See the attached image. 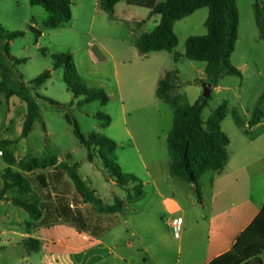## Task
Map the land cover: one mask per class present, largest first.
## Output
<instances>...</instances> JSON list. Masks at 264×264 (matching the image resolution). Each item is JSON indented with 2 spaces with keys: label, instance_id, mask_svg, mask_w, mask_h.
Masks as SVG:
<instances>
[{
  "label": "rangeland",
  "instance_id": "374dc122",
  "mask_svg": "<svg viewBox=\"0 0 264 264\" xmlns=\"http://www.w3.org/2000/svg\"><path fill=\"white\" fill-rule=\"evenodd\" d=\"M255 5L264 11V0H236L239 34L230 62L242 72V78L222 73L216 82L219 88L213 91L211 84L210 96L204 99L203 84L209 83L204 73L205 64L184 57L174 62L173 54H184L189 37L207 34L206 8L174 24L178 45L173 51L151 53L142 59L134 43L140 35L152 31L160 17L149 18L148 10L129 6L126 0L118 1L112 17L99 9L98 0H74L71 21L55 29L44 27L50 14L42 7L31 6L28 0H0V82L4 80L10 89L25 88L32 97L42 98L38 101L40 120L34 123L28 138L21 139L26 105L16 96L6 98L0 94V144L10 143L7 151L13 158V164L9 165L0 149V174L9 169L30 184L28 191L13 188L9 193L16 198L30 199L38 185V176L54 183L65 176L66 181L59 189L67 192L75 205L77 192L61 166L77 164L80 171L77 169L76 173L86 179L83 181L87 190L95 191L103 204L112 205L118 187L108 178L97 149L93 151V161H88L87 149L79 143L74 126L66 122L65 115L69 114L85 138L102 135L115 142L117 148L112 161L122 173L142 180L145 176L139 157L148 165L151 160L161 163L169 160L164 137L173 127V111L155 96L158 82L166 72L178 73L179 86L173 95L179 98V106L191 105L198 99L205 101L202 113L205 123L223 107L225 118L220 122V131L228 137L233 130H243L234 124L232 109H236L244 121L254 109L264 107V98H260L264 93V41L259 38ZM142 21L145 24H137ZM12 32H24V35L14 40L4 36ZM60 53L72 56L79 77L76 83L103 90L109 97L106 104L94 102L76 106L83 97H73L63 69H52L51 56ZM44 71H51L50 79L39 88H33L30 82ZM47 99L57 105H51ZM121 105L126 111L124 114ZM98 114L110 117V124L104 125L96 117ZM52 158H55L54 166L29 173L23 172L20 166L21 162L32 159L49 161ZM181 204L186 208L184 198ZM83 210L88 223L98 224L91 204ZM177 218L182 225L190 223L191 212L185 209L184 214H166L156 220L163 235L173 241L176 238L168 222ZM16 258L11 253L0 252V264H16ZM260 258L264 261V255Z\"/></svg>",
  "mask_w": 264,
  "mask_h": 264
},
{
  "label": "crops",
  "instance_id": "0c3cea01",
  "mask_svg": "<svg viewBox=\"0 0 264 264\" xmlns=\"http://www.w3.org/2000/svg\"><path fill=\"white\" fill-rule=\"evenodd\" d=\"M121 109L124 114L123 105ZM260 110L264 113V107ZM249 119L244 120L243 130L228 136L224 168L200 178L199 200L194 197V185L169 174L170 158L162 163L151 160L149 166L139 157L145 177H135L142 184V199L126 202L119 213L95 211L98 224L87 222L83 209L89 203L78 193L74 205L70 195L59 189L65 176L57 184L45 178L43 187L36 185L30 199L38 201V221L12 202L16 197L9 191L0 201V252L15 255L16 264H209L232 249L264 203V119L248 128ZM0 181L1 190V174ZM118 189L114 199L125 201L124 191ZM185 209L191 212V222L181 224L175 241L166 238L156 220L166 214H184ZM27 239L40 241L39 251L29 253Z\"/></svg>",
  "mask_w": 264,
  "mask_h": 264
},
{
  "label": "trees",
  "instance_id": "16d2710c",
  "mask_svg": "<svg viewBox=\"0 0 264 264\" xmlns=\"http://www.w3.org/2000/svg\"><path fill=\"white\" fill-rule=\"evenodd\" d=\"M31 6L42 7L50 14L44 22V27L55 29L69 23L72 19L71 7L74 0H28ZM119 0H98V7L107 16L114 15V8ZM129 6L144 8L149 11V16H159V24L149 33L140 35L134 45L138 55L145 57L151 53L173 51L178 45V38L174 33V24L183 20L196 11L206 8L208 17L205 21L207 34L205 36H192L186 40L184 55L173 54V61L178 62L182 57L192 62L204 63V73L213 87H216L218 77L225 73L229 76L242 78L240 70L231 62V56L235 51V45L239 34V12L236 0H126ZM255 22L259 30V38L264 41V11L259 5H255ZM145 22H141L140 24ZM0 33L1 29H0ZM24 32H12L4 34L9 40L22 37ZM8 53V49H6ZM52 58V69H63L68 89L75 99L83 97L76 106L82 107L94 102L106 104L108 95L101 89L88 88L77 84L79 79L72 56L67 54H55ZM22 62V61H17ZM177 71L166 72L158 82L155 92L156 98L167 104L173 111V127L166 137L167 151L170 158L168 165L169 174L183 183L194 185L195 195L200 199L199 180L206 173L220 172L228 161L227 146L228 137L220 131V122L225 118V109L219 108L205 123L202 113L205 101L198 99L191 105L179 106V98L173 95L179 84ZM51 77V71H44L35 78L30 85L39 88ZM178 81V83H177ZM179 86V85H178ZM0 94L6 98L18 97L26 105V115L23 121L21 139L28 138L35 122L40 120V97L34 98L25 88L13 90L0 82ZM264 98V93L260 97ZM51 105H57L52 100H46ZM72 105V104H70ZM232 119L238 128H243L246 123L241 119L238 111L232 109ZM104 125L110 124V117L102 114L96 116ZM264 119V113L259 108L252 111L247 123L252 128ZM68 124L74 126V135L79 143L87 149L88 161H93V151L97 149V155L102 160L107 170L108 178L125 193V201L115 198L111 206H105L96 196L94 191L86 188L84 181L76 173L78 165L69 167L63 164L61 167L73 182L76 192L93 209L100 214H115L121 212L126 202H134L142 199L143 189L141 181L132 174H124L120 167L115 164L111 156L117 145L115 142L102 135L85 138L69 114L65 115ZM0 149L3 158L11 165L13 158L7 151L9 142H2ZM55 158L46 160L32 159L21 162L23 172H32L38 168L54 166ZM3 187L0 190V201L13 188L30 189L29 182L19 174H13L9 169L1 176ZM40 187L45 185L44 176H38ZM12 202L28 213L32 221L41 218V211L36 199L14 198ZM29 253L39 251L41 243L38 240L27 239L24 241ZM264 255V203L251 224L239 235L232 249L215 258L209 264H264L260 258Z\"/></svg>",
  "mask_w": 264,
  "mask_h": 264
},
{
  "label": "built area",
  "instance_id": "2783aa9c",
  "mask_svg": "<svg viewBox=\"0 0 264 264\" xmlns=\"http://www.w3.org/2000/svg\"><path fill=\"white\" fill-rule=\"evenodd\" d=\"M0 152V157H1ZM168 226L173 230V234L175 237H178L181 233L182 227H181V221L179 219H172L170 222H168Z\"/></svg>",
  "mask_w": 264,
  "mask_h": 264
},
{
  "label": "water",
  "instance_id": "95a60500",
  "mask_svg": "<svg viewBox=\"0 0 264 264\" xmlns=\"http://www.w3.org/2000/svg\"><path fill=\"white\" fill-rule=\"evenodd\" d=\"M210 93H211V84H209V83H204V84H203V98H204V99L209 98Z\"/></svg>",
  "mask_w": 264,
  "mask_h": 264
}]
</instances>
